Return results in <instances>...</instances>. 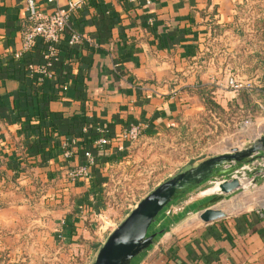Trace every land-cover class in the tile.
Returning <instances> with one entry per match:
<instances>
[{
  "label": "crops",
  "instance_id": "0c3cea01",
  "mask_svg": "<svg viewBox=\"0 0 264 264\" xmlns=\"http://www.w3.org/2000/svg\"><path fill=\"white\" fill-rule=\"evenodd\" d=\"M35 1L42 12L67 3ZM249 1L86 0L70 25L93 41L73 50L63 42L50 78L29 68L42 60L41 45L21 59L13 55L29 23L28 0H0V264L3 249L12 252L27 236L46 233L82 252L94 233L106 231L110 222L95 219L109 216L111 184L134 153L135 142L120 137L131 122L143 123L142 140H153L205 109L193 91L197 83L214 85L225 107L238 95L229 75L248 79L256 71L247 43L252 33L233 29ZM96 125L111 137L105 146L95 142ZM73 136L74 154L66 157L62 143ZM81 163H89L90 176L68 177ZM250 173L264 184V172ZM248 179L218 203L227 214L211 221L199 211L212 194L175 197L153 226L165 231L133 264H264V203L246 197L256 185Z\"/></svg>",
  "mask_w": 264,
  "mask_h": 264
},
{
  "label": "rangeland",
  "instance_id": "374dc122",
  "mask_svg": "<svg viewBox=\"0 0 264 264\" xmlns=\"http://www.w3.org/2000/svg\"><path fill=\"white\" fill-rule=\"evenodd\" d=\"M249 3L254 4L255 1L250 0ZM253 16V11H245L241 22L252 24ZM236 96L237 100L228 103L225 111H201L187 118L184 123H178L180 126L174 125L176 129L166 130L153 140H142L141 137L134 140L131 160L117 170L120 179L112 182V191L107 195L111 208L109 216L98 217L95 221L99 224L103 222L105 226L109 222L118 224L131 207L159 182L208 156L236 146H246L259 132L264 131V107L258 113H247L245 104H240ZM212 187V184L205 182L189 192L195 195L204 191L210 195L214 192ZM246 191L249 193L247 198L255 197V204L264 203V184L258 183ZM171 207L178 210L182 206L181 203L173 202ZM109 230L94 233L93 239L85 243L82 252L60 242H52L46 233L34 238L27 236L22 243H17V249L12 252L3 249V264H91Z\"/></svg>",
  "mask_w": 264,
  "mask_h": 264
},
{
  "label": "water",
  "instance_id": "95a60500",
  "mask_svg": "<svg viewBox=\"0 0 264 264\" xmlns=\"http://www.w3.org/2000/svg\"><path fill=\"white\" fill-rule=\"evenodd\" d=\"M256 159H264V134L246 146L208 156L159 182L109 231L91 264H131L165 231V228L153 230V226L173 199L202 183L209 182L218 189L201 203L200 217L211 221L225 216L226 211L218 203L242 189L235 171L245 163L254 164ZM252 172H264V165L256 166Z\"/></svg>",
  "mask_w": 264,
  "mask_h": 264
},
{
  "label": "built area",
  "instance_id": "2783aa9c",
  "mask_svg": "<svg viewBox=\"0 0 264 264\" xmlns=\"http://www.w3.org/2000/svg\"><path fill=\"white\" fill-rule=\"evenodd\" d=\"M129 1L146 6H150L154 2V0ZM85 3L86 0H67L66 5L60 6L52 12H42L37 9L35 0H28L29 23L22 31L21 46L14 51V57L21 59L24 56H27L29 51H32L37 46L41 45L42 60L38 62H30L29 68L33 74L50 78L55 77L56 71L54 66L60 59L63 42H66V46L73 50L77 45L85 41H93L91 37L77 29L71 28L70 25L72 13L83 7ZM228 83L235 90L253 85V81L245 78H238L233 74L229 75ZM143 126L144 125L141 122H131L129 126L124 128V130L120 133V137L130 141L137 140L143 131ZM94 128L98 134L95 138L97 145L102 147L108 144L111 137L106 133V127L103 125H96ZM83 130L89 131L91 130V127L85 125ZM262 134H264V131L259 132L258 135L251 141L255 140ZM76 142L77 138L75 136L66 138L63 141L62 146L66 157H71L74 154V146ZM262 160L264 159H256L254 164H243L237 171H235L236 173L234 175L238 176L241 182L242 178H249L248 180L250 184H256L257 179L251 175L250 172H252L256 166H263L260 165ZM94 161L95 156L93 154H89V162L93 163ZM90 173L89 163H81L71 166L67 171V176L72 179L88 178ZM242 187H244L243 182ZM132 208L133 206L131 209ZM170 211L171 209L167 208V212ZM116 225L117 223L110 222L104 230L110 228L109 231H111Z\"/></svg>",
  "mask_w": 264,
  "mask_h": 264
},
{
  "label": "trees",
  "instance_id": "16d2710c",
  "mask_svg": "<svg viewBox=\"0 0 264 264\" xmlns=\"http://www.w3.org/2000/svg\"><path fill=\"white\" fill-rule=\"evenodd\" d=\"M240 10L241 14L245 11L254 12L252 24L238 22V24H234L233 29L236 30V32L240 35H243L244 33H252V38L249 39V42L247 43H249V52L251 53H249L250 58L255 60L251 69L256 68V71H254L252 75L248 77V79L253 81V85L239 89L238 101H240V104H245L247 113L254 114L261 111L264 107V1L255 0L254 4L245 2L241 5ZM248 27L251 29L247 30L246 28ZM244 29H246V31ZM257 69L260 70L257 71ZM253 78H255V80ZM214 90V85L202 82L197 83L196 88L193 89V91H195V93L201 97L205 105V109L202 113L225 111V106L217 100ZM233 100H237V96L232 98L229 101V104H231ZM186 119H180L179 123H184ZM176 128L177 126H171L168 130ZM1 264H3V262Z\"/></svg>",
  "mask_w": 264,
  "mask_h": 264
},
{
  "label": "bare ground",
  "instance_id": "6f19581e",
  "mask_svg": "<svg viewBox=\"0 0 264 264\" xmlns=\"http://www.w3.org/2000/svg\"><path fill=\"white\" fill-rule=\"evenodd\" d=\"M215 186V185H214Z\"/></svg>",
  "mask_w": 264,
  "mask_h": 264
}]
</instances>
